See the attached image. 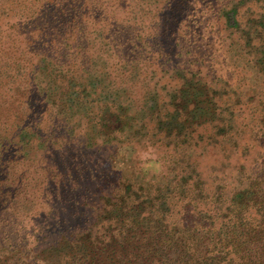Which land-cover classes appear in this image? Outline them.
Listing matches in <instances>:
<instances>
[{
  "label": "trees",
  "instance_id": "1",
  "mask_svg": "<svg viewBox=\"0 0 264 264\" xmlns=\"http://www.w3.org/2000/svg\"><path fill=\"white\" fill-rule=\"evenodd\" d=\"M3 1L15 6V21L0 25V264H264V171L247 175L230 198L217 195L212 209L193 165L177 183H154L142 175L148 169L136 172L132 156L135 143L166 148L165 141L176 146L180 139L218 149L226 171L252 169L259 134L264 145V7H249L246 23L236 20L239 7L220 11L221 32L234 37L226 62L248 67L255 80L256 89L242 95L209 72L204 57L186 60L179 52L167 70L160 53L169 27L157 35L161 43L137 23L141 7H152L192 29L196 7L177 0H163L169 7H155L157 0ZM163 72L170 79L158 78ZM232 99L258 114L254 128L241 123ZM100 147L112 170L120 157L133 173L121 169L97 200H74L72 173L55 172L89 165V149Z\"/></svg>",
  "mask_w": 264,
  "mask_h": 264
},
{
  "label": "rangeland",
  "instance_id": "2",
  "mask_svg": "<svg viewBox=\"0 0 264 264\" xmlns=\"http://www.w3.org/2000/svg\"><path fill=\"white\" fill-rule=\"evenodd\" d=\"M171 1L174 2L175 0ZM3 2V0H0V25L7 24L8 22L13 23L15 21L14 18H12L14 14L9 12V10L10 8L14 9L15 6L13 4L8 5L7 3L5 7H1ZM180 2H182V6L186 5L187 7H196L197 9L194 19L190 22V25H188L192 29H188L187 26L182 28L185 24L182 23L181 20H174L173 22L170 19V12L162 14L152 7H141L140 13H142V17L137 21V23L140 22L141 25L145 26L150 31L155 40L161 43L164 42L160 41V37H157V35L159 36L169 27L167 37L170 38V41L166 44L167 48L164 49V52L160 53L162 58L164 57L163 61L166 62V69L168 70V67H172L174 61H179L174 59V56H178L179 52L180 57L186 60L192 59L193 56L197 58L204 57L206 69H209V72L216 74L220 79L229 82L231 86L235 88L240 87L241 90L237 89L238 93H242V95L247 93L248 91L243 88H248L249 86L252 90L256 89L251 69L244 65H236V67L235 65L230 66L229 62H226V60L229 59L226 58L228 57L226 56V52L229 50L234 37H231L230 33L221 32L224 21L221 19L222 12L220 13V11L223 7H239V14L236 20L240 23H246L249 16L252 14V10H249V7H264V0H177L178 4ZM163 3H165L163 0H157L155 7H169ZM175 6V4H172L171 8L176 9L179 11L178 13H180L179 9L181 6ZM182 15L183 18H185L187 13L183 12ZM232 49H234V47H232ZM62 50H65L64 47ZM56 53L57 52L54 51L52 55L56 56ZM166 55H168V57H165ZM58 56L65 57V54L64 52H60ZM162 58L160 60H162ZM158 64L159 63H157V66ZM155 67L156 66H154V68ZM167 70L160 69V71L164 72ZM164 72L158 73V78L165 77V80L170 79L172 73L164 74ZM175 80L176 79H173L171 82L177 85L178 83H176ZM105 90H107V88ZM165 91H162L164 96L166 94ZM240 99H242V96ZM237 104L238 103L234 99L229 101V105L236 106ZM245 105L246 104L242 102L237 105L235 110L240 114L239 118L241 123L245 125L250 124L254 128L255 125H257L258 114H255L250 107H246ZM255 132L257 134V128H255ZM257 140L262 148L257 149V151L254 150V154L248 165H253L256 161L257 163L254 166H249L252 168L251 170L248 169L247 171L245 170L237 174L234 171H226L227 165H222V161L226 160L220 155L218 149L209 148L210 146H207V149L204 150L205 146L203 145L191 147L183 143L180 139L176 143V146L172 144L170 140L165 141L164 144L167 145L166 148L161 146L160 143H135V153L132 152V156L133 158L135 157L134 160L138 162V164H135L136 172L148 169L149 174L147 175V172L144 171L142 175H145L147 181L154 183L159 181H165L166 183L171 182L172 184L177 183L176 180L180 179L181 173L183 172V175L189 174L194 166L207 182L205 188L210 198L209 201L212 202V206L210 207L213 209L214 206L217 205V195L222 194L224 199L230 198L232 192L237 190L240 182H242L241 185L243 186V180L247 175L255 176L257 173H262L264 171V145L261 134H259ZM154 141H157V139ZM105 149L107 150V148L104 147L97 148L94 151H90L89 149V165H79V162L77 164L79 166H72V170H66V168H64L62 171L57 170L55 172L57 178L63 171L64 174L72 173L73 182L69 184V190L75 187L78 188V190H75L77 194L74 195L73 193L72 195L74 200L78 199L82 202L81 197L83 196L85 198L97 200L107 193L113 184L117 183L120 179L121 169L125 168L126 175H131V172L133 173L132 164L130 163V165L125 167V165L120 163V157L116 160L117 163L114 162L115 170H112L109 167V163L112 161L107 159L109 153L105 151ZM203 153L205 156H202ZM231 162L237 164L239 160L233 158ZM42 164L45 166L43 162ZM34 169L35 167L33 166V170ZM93 171L94 173L92 174ZM80 172H82V175H79ZM51 175L55 179L53 183L57 182L54 173ZM39 179L43 183V187L47 188L49 183L44 182V179L41 177H39ZM213 193H215L216 196L213 197ZM59 195H63V192L61 191ZM83 211L85 214L84 218H91L87 208L83 209ZM66 216L67 215L64 213L61 214L62 218Z\"/></svg>",
  "mask_w": 264,
  "mask_h": 264
}]
</instances>
